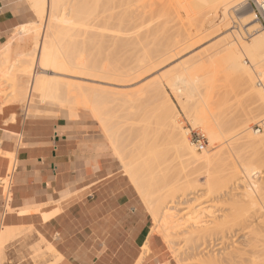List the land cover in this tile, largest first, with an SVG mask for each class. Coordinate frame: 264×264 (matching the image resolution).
<instances>
[{
  "label": "rangeland",
  "instance_id": "obj_1",
  "mask_svg": "<svg viewBox=\"0 0 264 264\" xmlns=\"http://www.w3.org/2000/svg\"><path fill=\"white\" fill-rule=\"evenodd\" d=\"M26 1L28 2L30 8L35 13L34 21L28 25L21 26L14 31L9 44H7V46L10 45V50L12 52V55L8 50L3 51L7 46H5L0 51V55L6 52L9 53L10 55L9 58L12 62L16 60V56L18 55V53L21 52L30 53V51H32L34 48L33 39L35 35H29V36L25 35L23 37L18 36L17 32L20 30V28L24 27L27 30V28L30 29L29 26L38 24L39 27L41 28V29L39 28L40 29L39 35L40 37H42V34L46 33L47 31L46 29L49 26L46 18L44 19V21H42L38 17L36 7L31 2V0H26ZM48 1L50 0H47L46 2V10H45L46 16L47 14H49L48 11L51 10L49 9L50 7L48 8L49 5ZM89 1L92 3L95 2V0L92 1L91 0H87V1L60 0V2L56 7L57 12L59 13V14L57 13V15L61 14L60 18L72 19L73 17V19H76V17L80 18L82 16L81 17L82 19H80L81 21L78 22L79 24L78 23H74L75 25L72 24L76 27L75 29H77L78 27L77 31L79 32L78 34H76L78 35L77 38H75L76 37L75 35L71 38L72 40L74 39L81 42H88L91 36L92 38L93 36H95L93 38L95 45L89 47L87 49L88 51L82 54L83 57L92 56L94 58L95 57L97 58L101 53L100 57H98L99 59L97 58L100 61L102 60L100 62L101 65L103 63V66L105 65L107 67L110 66V62L113 61L114 67L116 62L117 66L122 68L121 64H123V66H127L126 64H129L128 61L133 63L130 65V67H132V65L133 66L136 65L137 61L143 60L142 56H144L145 54L140 47L146 48L147 46L148 48L146 49L153 48L156 52L154 54L156 56V58L154 59L156 60H153L155 67L154 70L144 75L141 79L138 80V82L136 81V83H134L129 87L126 88H111V87L108 88L106 86L102 87L98 83L91 81L83 80L84 82L83 83L81 79L82 85L88 86L90 88L89 91H97L102 95L101 108L107 114L108 125L110 127H113L112 129L110 128L112 132L120 131L116 133L118 136H116V140L114 141L115 144L114 145L112 144L108 133L105 131L101 123L95 118L93 112L90 111L89 108L74 106V110L71 111L69 108L62 107L58 104L45 101L41 97L33 95L34 104L31 107L32 109H30V111H32V116H28L29 105L27 104V102L30 95L32 76H24V77L17 76L18 81L22 82L21 84L22 86H20V88L23 90L25 94L23 104L19 105V104H14V102L10 103L9 93H13L14 88L12 89L9 88L11 90L7 89L10 92L7 90H6L7 92H5L4 90V93L3 92L0 93V107H3L0 116L1 117L3 115L5 116L3 127L9 128L11 127V125H17L20 121L18 115L22 116V118L38 117V118L61 119L63 117H67L65 114L61 112V110L67 111L75 117L81 115V117L79 118L87 122V124L92 125V128L95 131H97L98 134L101 135L106 141L107 146L110 149L111 156L117 162L120 171L119 173L123 175V177L126 179V183L124 184L123 188L124 189L126 188L125 192L127 194V197L131 196L137 198V208L140 210L142 217L147 218L148 225L151 226V229L153 230V235L157 239L158 244L160 245L162 258L160 259L159 263L160 264H218L220 263V261L218 262V259H221V257L225 258L226 256H228V254L230 255L232 252H234L235 250L234 248L240 246L242 247L243 244L247 243V241L252 240L255 234L254 232L255 228L261 226L262 222L264 223V218L258 216L259 219L256 217V219L254 220L255 223L254 222L252 224L247 223V227L249 226L250 227L247 228V230L242 231L243 228L242 226L245 223L244 221L250 216H253L255 214L259 215L260 210H263L264 191H262V193L258 195L256 194L254 196L255 199H253L252 201H245L241 204L230 205L228 202H226L227 197H225L224 199V195L231 194L233 191V193H236L237 196H240L239 194L242 193L243 186L238 181V178H232L233 181L231 180L227 186L226 181H224L225 178H222L221 176V173L223 174V172L227 173L231 171L230 169H232L231 166L232 164L230 166L229 164L233 163L241 173L240 177H244L245 176L244 166H245V162H247L246 160H249L250 158L254 157V155L257 153L258 155L264 157L263 142L259 145L252 147L245 145V143H247V141L249 140L243 138L244 135L246 136L252 133H257L255 135L253 134L252 137L254 136L261 137L264 135V129H263L264 107L262 106L263 103H258L259 102L258 98H253L250 95V92L247 91V89L245 90L243 86L244 84L241 85L242 83L241 82H240L241 84L239 83L238 78H236L237 76L235 77V75L233 76L229 74L228 68L225 64V53L223 52L225 48L232 45L233 51L240 56V61L243 64H245V66L249 69L251 73V77L253 78V85H255L256 89L262 90L264 92V86H262L264 85V49L260 50V53L258 54L256 53V55H254L255 53L253 55L251 54L249 55L244 50V45H250L253 42V39L257 35H264V27L257 21L255 14L253 13L252 10L253 4L256 0H231V6L227 12L223 11L224 8L222 7L223 6L222 4L225 0H212V1L211 0L208 1L207 0H203V1L202 0L200 1L199 0H192V1L191 0H186V1L185 0H107V1L96 0L97 3L96 2L95 4L91 3L92 5H90ZM257 1H261V0H257ZM84 4H86L87 7L84 6ZM89 5L90 6L95 5L97 6V8L92 7L91 8L92 10H90ZM88 6H89V10H87ZM75 7L78 8V11L75 10L76 9ZM79 10H81L82 12L81 11L79 12ZM185 10L186 12H184ZM93 12L96 13V15L92 14ZM84 13L86 14V16H88L89 14L90 17H85ZM126 13H129L127 14L128 15L127 19L130 20V21L128 20L130 23L126 21L127 15L126 16L124 15ZM131 16L133 20L131 19ZM252 19L253 22H250ZM254 28L256 29V31H254ZM148 31L152 33L150 34V32ZM152 35H153V40L151 37ZM165 37L167 41L165 40ZM187 37L190 40L188 39L186 40ZM104 38L107 40H105ZM162 38L164 39V41ZM192 38L193 39L196 38L197 42L196 40L192 41ZM161 41L163 44L169 42L171 43V41L172 43L169 44V46L163 47L164 50L162 49L163 51H161V48H159V45L161 43L160 44L158 43ZM180 41L183 42L185 46ZM188 41L190 44H192L193 42V44L190 46L188 44ZM119 42L120 44L118 46L117 44ZM149 42L150 43L152 42L151 43L152 45H150ZM177 42H179V44H177ZM122 43L125 45L127 44V46L121 45ZM180 44L183 45V47L181 48V50L184 48L183 53L181 52L180 55H178L177 57L170 59V55L172 56V54H170L171 51L169 49L173 50L172 49L173 47H176L177 45ZM156 45L160 51H158L157 47H155ZM120 46H123V48L122 47L120 48ZM145 48L144 50L146 51ZM118 49L120 50L118 51ZM123 49H125L124 50L125 52L127 50V52L125 53ZM128 49H130V51ZM138 49H140V52L138 51ZM165 49L166 52H164ZM121 51L122 53H120ZM167 52L169 53L168 56L164 54ZM110 53L113 54V57L118 59L117 60L111 59L112 56L110 57ZM158 53H160L159 56ZM136 55L139 56L138 57L139 59L137 58ZM160 61L162 63H160ZM163 62H165V64ZM114 67L112 66V68ZM185 67L186 68L194 67V71H196V73L194 71L193 73L191 72V75L193 74L192 75L193 79H195L194 78L195 76L196 77L199 76V79H197V81L195 80L196 85L194 87V91H192L193 99L190 95L192 99L191 102H188V105L190 107L192 106L196 112L199 111L198 113L201 114L203 113V115L206 117L210 116L209 122L212 124L214 123V125L218 129H224L225 128L224 126L229 127L238 124L240 120L241 122L244 123L242 126L236 128L237 131L236 134L238 136L232 141V143L228 144L227 141L229 139L227 140L225 137L224 139L220 138L217 139V141L211 142L204 124V122L207 121H199L194 125L193 122H191V120L187 116V113L184 111V107H183V104L187 103L186 101L188 98H186L187 97L186 95L191 94V92L187 93L189 90L187 83L178 81V85L175 88L168 84L169 83L168 78L175 75L178 76L182 75V73H184V71L186 70ZM33 70L39 74L43 73V71L37 66V64L34 65ZM211 73L212 74L215 73L214 76ZM49 74L53 75L52 73ZM211 76H213L212 82H210ZM63 78L66 79H59V80L69 81L70 83H78V81L77 82L72 81L70 77L63 76ZM219 80L221 81L219 82ZM6 84L7 83L2 84V87L6 86ZM16 90H19V86L16 87ZM210 90L212 93L210 92ZM180 92L181 93L183 92L181 95L182 97H179L181 94ZM163 96L166 98H164ZM167 100L170 101L172 107L174 106L173 108L174 111L176 112L175 115L177 117V122L183 131L188 132L189 143L193 148H195L196 153L202 154L206 152L208 153V155L211 156L216 155V161H218V163L212 168V170H214L212 189L213 188H215V190L218 189L217 194L219 195L215 193L214 195L211 196V198L210 197L202 198L200 199V202L198 204L195 203L194 200H192L194 197H188L186 199L192 201L191 203H189V205H191V208L199 207L198 209L200 208L205 209L207 213L213 212V213H217L218 215H224V213L231 214L228 219L229 227L227 229L228 231L231 232V238L229 241L230 245L227 246V248H222L219 250L217 247H213L211 248L212 249L211 250L210 248L206 249L205 247L200 246V248L194 252L192 247L194 246L195 241L187 243L184 241V238L179 237L176 238L174 242L170 243L168 239H166L164 235L165 233L161 231L160 228L158 227L157 222L155 220L156 218L154 214L151 212L149 204L143 199L135 183L129 177V175L126 173V170L124 169L123 163L127 162V164L130 163V165L133 163L134 166L133 165L131 166H133V168H136V170L134 169L135 171L138 170L137 172L138 182H141L145 186V188L149 191V193H153L154 195L153 197L155 198L156 196L159 195V193L156 192L154 188L155 182L162 181L164 179V180H168L167 181L168 183L175 176L182 179L189 175L197 176L198 174L203 173V171L206 170L204 168H201L202 166L189 163L188 157L185 156L184 153L181 150L177 149V147L173 144L170 134L168 133L167 129L164 127L162 121L159 119L158 109ZM252 101L258 103L259 105L258 104H257L258 106L255 105L256 103H253ZM260 105L261 107H259ZM14 106H17L18 108L13 109ZM253 106H256V108H253ZM260 108L262 111L260 110ZM251 109L252 110L254 109L253 111L256 112H253ZM135 112H137V115L134 117L133 115L136 114ZM75 117H69V118H75ZM245 117L249 119L246 120ZM252 117L254 121L251 122ZM156 119H158V121ZM148 127L151 128V131H149L150 129ZM134 130H137V134L135 133L136 131L134 132ZM131 133L132 135H130ZM198 135L204 136V143L206 145V148L203 151L198 150L196 145ZM215 142H218L219 144L218 143L216 144ZM159 143L162 146H159L160 145ZM115 145L117 148H115ZM139 146L143 148V150H141ZM238 147H241L242 149L241 148L239 149ZM157 149L159 150L157 151ZM120 150L123 152V155L120 154L119 152ZM147 151L149 153H147ZM158 152L159 154H157ZM155 153L156 155H158V156L155 155V157L159 159V160L156 159L158 164L163 163L164 162L163 160L165 159L164 164H162L164 167L162 165L157 167H152V166H156V164L153 165L155 163L154 162L155 160H152L155 159L152 157V155H154ZM124 154L127 156L126 159L129 162L125 158L122 159V157H126ZM11 158H13V156H11ZM129 158H131L133 161ZM124 159L126 162L124 161ZM225 159H228L229 163L223 161ZM262 160H264V158H262ZM262 160L257 161V164L256 162L254 163V166L256 165L255 166L256 171L257 172L259 171L256 174V176H254V179L257 180L260 186L264 187V161ZM14 163L15 160L13 158V164ZM223 165H227V167ZM158 167H161L160 168L161 170L159 171L160 173L156 171ZM220 171L221 173H219ZM11 177H12V171H9L7 177L4 178L3 180H0L5 199H7V197L11 198V193L8 191L10 190L11 187ZM204 178H205L204 176H200V178H198L200 182L199 184L201 186L196 191V193L198 192V195H202V193L205 192V190H207V188L203 186L204 185L203 183L205 182L203 180ZM249 202L251 203L249 204ZM187 207L188 205L178 206L180 210L179 212L178 211L176 212L177 217L174 218V221H180L183 219V217L187 218L189 216L188 214L192 210L191 209L188 210ZM157 209H158V213L166 211V205L160 204L157 206ZM8 212H11L10 208H8ZM34 231L35 229L33 227L22 228L20 229V231L14 233V236L11 241H13V243L15 244L17 243L19 244L23 241L22 237L24 235L33 234ZM198 242L199 243H197V245L202 244V240H199ZM2 247H3V243L0 244V249H2ZM48 248L49 245L46 242L44 244L38 243L34 247L30 248L31 253L29 259L28 260L25 259L24 261L26 262L28 261L30 264H50L51 262L57 263L56 262L57 259L55 260V257H52L54 255L49 252ZM142 253L143 254L141 256L140 262H143V260L147 257V255H149V251L146 254H144V251H142ZM210 259H213L212 261L217 260V262L216 263L212 261H210L212 263L205 262L206 260H210ZM5 262L6 259L3 250L0 253V264H5ZM220 264H228V263L222 262Z\"/></svg>",
  "mask_w": 264,
  "mask_h": 264
},
{
  "label": "bare ground",
  "instance_id": "obj_2",
  "mask_svg": "<svg viewBox=\"0 0 264 264\" xmlns=\"http://www.w3.org/2000/svg\"><path fill=\"white\" fill-rule=\"evenodd\" d=\"M73 1H76V0H73ZM31 2L36 7V11H37L38 17L42 21H44V19L46 18L49 26L46 29L47 30L46 33L44 32L45 34H42V37H40V35H39V31H40L41 28L39 27L38 24L29 26L30 29L27 28V30L24 27H22L17 32V35L21 36V37H23L25 35H27V36L35 35V37L33 39L34 40L33 41V47L34 48H33L32 51H30V53H28V52L19 53L16 56V60L14 62H12L10 60L9 53L6 52V53L0 55V93L1 92L4 93V90H5V92H7V91L11 90L12 88H14V92L13 93H9V95H10V103L11 102L23 103L24 102V97H25V94H24L23 90L22 89L16 90L17 86H19V87L22 86L21 85L22 82L18 81V77L17 76H19V77L20 76H22V77H24V76H32L30 95H29V99H28V102H27V104L30 107L32 106V103H33V98H34L33 95H36L38 97H41L45 101L52 102V103L58 104V105H60L62 107L69 108L71 111L74 110V106L89 108V110L93 112V115L95 116V118L101 123V125L103 126L105 131L108 133L109 138H110L112 144L114 145L115 144L114 141L116 140V136H118L116 133L120 132V131H117V132H112L111 131V129L113 127H110L108 125L107 114L101 108L102 95L99 92H97V91H89L90 88L88 86L82 85V82H83V80L84 81H91V82L98 83L102 87L106 86L108 88H110V87L111 88H126V87H129V86L133 85L134 83H136V81L138 82V80L141 79L144 75H146V74H148V73H150L151 71L154 70L155 67H154L153 60H156V59H154V58H156V56L154 55L156 53L155 50L153 48L152 49L151 48L150 49H146V48H148L146 46V48L144 47L146 49V51H145L143 47H140L141 50L144 51L145 55L142 56L143 60L137 61L136 65L135 66L132 65V67H130V65L133 64V63H131L129 61H128L129 64H126L127 66H123V64H121L122 68L118 67L116 62H115V67H114V62L113 61L110 62V66L112 65L114 68H112V66L111 67L110 66L106 67L105 65L103 66V63H102V65L100 64V62L102 60L101 61L98 60L99 59L98 57H100V55H101L100 52H99L100 55L98 53V55H99L97 57L98 59L96 57L94 58L92 56H88V57H83L82 56L83 53H86L88 51L87 49L89 47H91L92 45H95L94 44V39H93L95 36H93V38L91 36L89 38L88 42H81V41H78V40H74V39L72 40L71 39L73 36H75L76 34L79 33L77 31L78 27H77V29H75L76 27L74 26L75 25L74 23L80 22L81 21L80 19H82L81 18L82 16L80 18L76 17V19H73V17H72V19H70V18H60L61 14L57 15L58 12H57V9H56V7H57L58 3L60 2V0H50V1H48L49 2L48 3L49 4L48 8L50 7L49 9H51V10L48 11L49 14H47V16L45 15L47 0H31ZM89 2H87V3H89ZM95 2L97 3L96 0H95ZM95 2H93V3L90 2V5L95 4ZM182 3H183V1H182ZM201 3H203V2H201ZM206 3H205V5H206ZM184 5H186V4H184ZM222 5L221 6L224 8L223 11L227 12L228 9L231 6V0H225ZM84 6L87 7L86 4H84ZM89 6H88L87 10H89ZM92 7H96L97 8V6H95V5L94 6H90V10H92L91 9ZM213 8H215V7H213ZM98 9H99V7H98ZM75 10L78 11V8H76ZM87 10H86V13H87ZM80 11L81 10H79V12ZM59 12H60V10H59ZM83 12H84V10H83ZM95 12H96V10H95ZM184 12H186V10ZM76 13H78V12H76ZM92 14L96 15V13H94V12ZM127 14H129V13H126L124 15L126 16ZM77 16H78V14H77ZM84 16L85 17H90L89 14H88V16H86V14H85ZM122 18H123V16H122ZM127 18H128V15L126 16V21L129 22L130 20L127 19ZM131 19H132V16H131ZM250 22H253V19ZM72 24H74V25H72ZM46 27H47V24H46ZM252 28H253V26H252ZM254 31H256L255 28H254ZM128 32H129V30H128ZM148 32H150V31H148ZM151 33L152 32H150V34ZM77 36L78 35H76L75 38H77ZM80 36H81V34H80ZM96 37H97V35H96ZM151 37H152V40H153V35ZM185 37H184V39H185ZM99 38H101V37H99ZM187 39L190 40L188 37L186 38V40ZM198 39H200V38H198ZM105 40H107V39H105ZM165 40H166V37H165ZM193 40H196V42H197L196 38L195 39L192 38V41ZM120 41H122V40H120ZM163 41H164V39H163ZM107 43H109V42H107ZM151 43L149 42L150 45H152ZM158 43L159 44L161 43L160 45L159 44L158 45H159V48H161V51H163L164 50L163 47L169 46V44H171L172 41H171V43L169 42V43H164L163 44L162 41L158 42ZM181 43H183V42H181ZM194 43H195V41H194ZM119 44H120V42L117 45L119 46ZM175 44H176V42H175ZM177 44H179V42H177ZM188 44L191 46L193 44V42H192V44H190L189 41H188ZM112 45H114V44H112ZM121 45H125V44L122 43ZM183 45L185 46L184 43H183ZM183 45H181V44L177 45L176 47L172 48L173 50L169 49L171 51L170 54H172V56L170 55V59H173V58L177 57L178 55H180L181 52L183 53V49L184 48L181 50ZM125 46H127V44ZM172 46H173V44H172ZM121 47L123 48V46H120V48ZM155 47H157V45ZM157 49H158V47H157ZM263 49H264V35H257L253 39V42L250 45H244V50L249 55L250 54L253 55L254 53H255L254 55H256V53L257 54L260 53V50H263ZM119 50L120 49H118V51ZM124 50L125 49H123V51ZM128 50L130 51V49H128ZM138 51L140 52V49H138ZM158 51H160V50L158 49ZM126 52H127V50H126ZM164 52H166V49H165ZM223 52L225 53V64H226V66L228 68L229 74L233 75V76L235 75V77L237 76L236 78H238L239 83L241 82L242 83V84L240 83L241 85L244 84L243 86H244L245 90L247 89V91L250 92V95L253 98H258V100H259L258 103H263L262 106L264 107V92L262 90L256 89L255 85H253V78L251 77V73H250L249 69L245 66V64H243L240 61V56L237 55L233 51L232 45L227 47V48H225ZM120 53H122V51ZM161 53H163V52H161ZM167 53H164V54H166V56H168L169 53L168 54ZM138 55H136L137 58L139 57ZM159 55H160V53H158V56ZM111 56H112L111 59H116V60L118 59V58L113 57V54L110 53V57ZM166 56H164V57H166ZM259 57H261V56H259ZM108 59H109V57H108ZM157 59H158V57H157ZM35 62H37V63H35ZM160 63H162V62L160 61ZM163 63L165 64V62H163ZM35 64H37V66L43 71V73L39 74V73H36L33 70V67H34ZM125 67H127V68H125ZM185 68H184V70H185ZM183 71H181V72H183ZM193 71H194V67H190V68L187 67L186 70L184 71V73H182V75H180V76L175 75V76H171L170 78H168V81H169L168 84L175 88L178 85V81L187 83L188 89H189L187 93L191 92V94H189V95L187 94L186 95L187 96L186 98H188L187 101H186L187 103L183 104V102H182V104H183V107H184V111L187 113V116L189 117L191 122H193V124L195 125L199 121H207V122H204V124H205V129H206V131H207V133H208V135L210 137L211 142L217 141V139H220V138L224 139V137H225L227 140L229 139L227 141L228 144L232 143V141L238 136L236 134V132H237L236 128L239 127V126H242L244 124L243 122H241V120H240V122L238 124H235L233 126H229V127L228 126H224L225 128L222 127L224 129H218L214 125V123L212 124V123L209 122V117L210 116L206 117V116L203 115V113L202 114L198 113L199 111L196 112L195 109L192 106L190 107L188 105V102H191L192 99H193L192 91H194V87L196 85V81H197V79H199V76L198 77L195 76L194 77L195 79H193V77H192L193 74L191 75V72L193 73ZM194 72L196 73V71H194ZM49 73H52L53 75H50ZM214 74L215 73H213L212 75L214 76ZM57 75H59L60 77L57 76ZM63 76L70 77L72 81H76V82L78 81V83H70L69 81L59 80V79H66V78H63ZM213 76L210 77L211 80L209 78L210 82H212ZM206 78H207V76H206ZM81 79H82V82H81ZM220 81L221 80H219V82ZM214 82H215V80H214ZM4 83H7V84H6V86L2 87V84H4ZM187 85H186V87H187ZM9 88H11V89H9ZM7 89H9V90H7ZM153 90H155V89H153ZM210 92H211V90H210ZM182 93L180 94L179 97H182L181 96ZM195 93H196V91H195ZM190 95H191L192 99H191ZM164 98H166V97H164ZM252 100H254V99H252ZM253 103H256V102H253ZM258 103H256L255 105H257ZM173 107L170 104V101L167 100L158 109L159 119L162 121L164 127L167 129L168 133L170 134L173 144L177 147V149L181 150L184 153L185 156L188 157L189 163H192L194 165L196 164V165L202 166L201 168H204L206 170L203 171V173L198 174L197 176L189 175V176H186V177H184L182 179L177 177V176H175L168 183H167L168 180H164V179L162 181L155 182L154 183L155 184L154 188H155L156 192L159 193V195L156 196V198H155V197H153L154 196L153 193H149V191L145 188V186L141 182H138V180H137V172H138V170L135 171L136 168H133V166H134L133 163L131 164L133 166H131L130 163L127 164V162L125 161L127 156L125 154L124 155L126 157H122V159L125 158L124 161L126 162V163H123L124 169L126 170V173L129 175V177L135 183V185H136L137 189L139 190V192H140L141 196L143 197V199L149 204L151 212L154 214V216L156 218L155 220L157 222L158 227L160 228L161 231H163L165 233L164 235H165L166 239H168V241L170 243L174 242L175 239L179 238V237L180 238H184V241L187 242V243L195 241L194 242V246L192 247L194 252L197 251L200 248V246H203L206 249L207 248L211 249L213 247H217L219 250L222 249V248H227V246L230 245L229 241H230V238H231V232L227 230L228 227H229L228 226V224H229V220L228 219H229L231 214L230 213L229 214H225L224 213V215H218L217 213H213V212L212 213H207L205 209H201V208L198 209L199 207L198 208L197 207L191 208V205H189V203H191L192 201H189V199H186L188 197H194L192 200H194V202L198 204L200 202V199L205 198V197L206 198H209V197L211 198L212 195H214L215 193L217 194L218 189L217 190H215V188L212 189V183H213L212 181L214 179V175H213L214 170H212V168L218 163V161H216V155L215 156H211V155H208V153H206V152H204L202 154L196 153L195 148H193L191 146V144L189 143L188 132L187 131H183L181 129V127L179 126V124L177 122V117L175 115L176 112L174 111ZM259 107H261V105ZM253 108H256V106H253ZM2 110H3V107H0V113L2 112ZM260 110H261V108H260ZM253 112H256V111H253ZM135 113L136 114L133 113L134 117L137 115V112H135ZM248 119L246 118V120H248ZM156 120L158 121V119H156ZM252 121H254L253 117L251 119V122ZM249 122H250V120H249ZM258 124H260V123H258ZM263 124H264V121H263ZM108 126H109V128H108ZM127 129H128V127H127ZM149 129H150L149 131H151V128H149ZM134 132L137 134V130H134ZM240 133H242V132H240ZM253 134L255 135L257 133L248 134V135H246L247 137L244 135L243 138H246L247 140H249V141H247V143H245V145L253 147V146L261 144L262 142L264 143V135L261 136V137H255V136L252 137ZM130 135H132V133ZM226 139H225V141H226ZM215 143L217 144L218 142H215ZM224 144H226V143H224ZM228 144H226V145H228ZM116 145H115V148H117ZM157 145H158V143H157ZM159 146H162V145L160 144ZM151 148H153V147H151ZM238 148L240 149L241 147H238ZM140 149L143 150V148H141V147H140ZM153 149H155V148H153ZM158 150L159 149H157V151ZM119 152H120L121 155H123V152L121 150ZM159 152L157 154H159ZM147 153H149V152L147 151ZM155 155H156V153L154 155H152V157L155 158V159H152V160H155L154 161L155 163L154 164L152 163V164L153 165L156 164V166H152V167H157V166H161L162 164H164L165 159L163 160L164 162L162 161L163 163H161V161H160L161 164H158V162L156 160L158 158L155 157ZM156 156H158V155H156ZM262 158H264V157L258 155V153H257V154L254 155V157L250 158L249 160H246L247 162L244 161L245 162V166L243 165L244 166V175H245L244 177H240L241 173L239 172L238 168L233 163L229 164V166L232 164L231 165L232 169H230L231 171L228 170L230 172H227V173L223 172V174L221 173V171L219 172V173H221L222 178H225L224 181H226V185L227 186H228L229 182L232 180V178H238V181L243 186L242 193L239 194L240 196H237V194L233 193V191H232L231 194L224 195V199H225V197H227L226 202H228L230 205H235V204L237 205V204H241V203H243L245 201H252L253 199H255L254 196L256 194L258 195V194L262 193V191H264V187L260 186V184L257 182V180L254 179V176H256V174L259 172V171L258 172L256 171V167H255L256 165L254 166V163L256 162V164H257V161H261ZM129 159H131V158H129ZM121 161H123V160H121ZM223 161H226L227 163H229L228 159H225ZM262 161H264V160H262ZM258 164H259V162H258ZM227 165H223V166L227 167ZM158 168H157L156 171H158V173H160L159 171L161 170L160 169L161 167H158ZM154 169H156V168H154ZM200 176H204L205 177L203 179L205 181L203 183L204 184L203 186H205L207 188V190H205V192H203L202 195H198V192L196 193L197 189L199 187H201L200 184H199L200 182L198 180V178H200ZM222 191H219V192H222ZM217 195H219V194H217ZM201 203H202V201H201ZM250 203L251 202H249V204ZM160 204L166 205V211L158 213L157 206L160 205ZM185 205H188V207H187L188 210L189 209L192 210L188 214L189 216L187 218L183 217V219L180 220V221H174V218L177 217V213L176 212L177 211L179 212V210H180L178 208V206H185ZM260 213H259V215L255 214V215L250 216L249 218H247L244 221L245 223L242 226L243 227L242 231L247 230V228L250 227V226L247 227V223L252 224L254 222V220L256 219V217L258 218V216H259V217L264 218V208H263V210H260ZM8 232H10V231H8ZM8 232H6V233L3 232V235L1 237L3 242L5 240H7L8 237L13 238V236L10 233L9 234L12 237L8 235ZM254 232H255V234H254L252 240H249V241H247V243L243 244L244 247L240 246V247L234 248L235 249L234 252H232L230 255L228 254V256H226L225 258L221 257V259H218V262L219 261H220V263H222V262L226 263L227 262L228 264H264V223L262 222L261 226H259L258 228H255ZM199 240H202V244L201 245H197V243H199L198 242ZM48 250H49L50 253H52L55 256L54 248L49 246ZM246 255H247V257H246ZM208 258H210V257H208ZM60 260H61V257H58L56 262H58ZM212 260L213 259L206 260L205 262L206 263H212V262L216 263L217 262V260H214V261H212ZM210 261H212V262H210ZM220 263H218V264H220Z\"/></svg>",
  "mask_w": 264,
  "mask_h": 264
},
{
  "label": "crops",
  "instance_id": "obj_3",
  "mask_svg": "<svg viewBox=\"0 0 264 264\" xmlns=\"http://www.w3.org/2000/svg\"><path fill=\"white\" fill-rule=\"evenodd\" d=\"M34 15L26 0H0V51ZM7 50L12 55L10 45ZM61 112L67 117L18 115L19 123L9 128L0 116V180L12 171L11 198L5 199L0 183L5 264H30L24 261L30 248L45 242L54 248L55 260L61 257L58 264H160V245L137 198L127 197L126 179L106 141L81 115ZM27 227L35 231L21 243L10 237L2 242L3 232L14 236ZM142 251L149 255L140 262Z\"/></svg>",
  "mask_w": 264,
  "mask_h": 264
},
{
  "label": "built area",
  "instance_id": "obj_4",
  "mask_svg": "<svg viewBox=\"0 0 264 264\" xmlns=\"http://www.w3.org/2000/svg\"><path fill=\"white\" fill-rule=\"evenodd\" d=\"M252 10L253 13L255 14L257 21L264 27V0L261 1L256 0L253 4ZM196 145L198 150L200 151H203L206 148V145L204 143V136L198 135Z\"/></svg>",
  "mask_w": 264,
  "mask_h": 264
},
{
  "label": "snow or ice",
  "instance_id": "obj_5",
  "mask_svg": "<svg viewBox=\"0 0 264 264\" xmlns=\"http://www.w3.org/2000/svg\"><path fill=\"white\" fill-rule=\"evenodd\" d=\"M262 86H264V85H262Z\"/></svg>",
  "mask_w": 264,
  "mask_h": 264
}]
</instances>
